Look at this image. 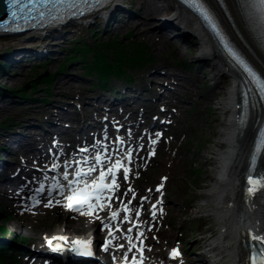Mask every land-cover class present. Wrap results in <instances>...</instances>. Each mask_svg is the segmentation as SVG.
Here are the masks:
<instances>
[{
	"label": "rangeland",
	"instance_id": "374dc122",
	"mask_svg": "<svg viewBox=\"0 0 264 264\" xmlns=\"http://www.w3.org/2000/svg\"><path fill=\"white\" fill-rule=\"evenodd\" d=\"M122 1L131 8L136 18L138 17L139 19L143 14L145 15L146 11L143 6L145 0ZM153 2L161 10H168L160 0H153ZM167 13L166 15H171L170 12ZM133 18L135 17L125 16L124 21L114 22L110 27L111 29L107 32L102 31V25L89 24L86 26L84 24H76L63 32V37L67 39L59 41L51 38L44 39V37L27 41L25 36H2L0 37V40H2L0 54L9 47H23L26 44H47L53 42L59 43L60 45L56 49L63 50L64 53H61L59 55L60 58L56 61L47 63L24 62L19 66L15 65L10 73L13 75L11 77L8 75L6 78L2 77L0 80H5L7 88L15 92L18 91V95L23 93L21 91L23 85H28V89L25 92L31 93L33 100H20L18 104L22 107H28L30 111L26 115L32 118L35 117L34 121L37 123L42 122L43 124V119L46 121L49 117L48 113H38V109L46 106L44 105L45 102L53 106L54 112L58 111V108L60 109L61 104H65V109L72 111L67 112L68 118L62 120L63 123L73 117L90 120L91 116L102 109H97V104H103V102L97 101L99 94L106 93L110 89H112L111 92H114L116 88L118 89V86L122 85V81L112 79L106 89H99L94 85L96 77L87 73V67L93 60L92 54H88L86 59L71 61L68 59L69 55L67 52L74 49L76 45L85 47L94 45L95 41L103 43L112 39L118 40L124 46H131L135 43V45L147 46V51L150 52L153 63L141 71L134 72L130 87L134 89L136 95L138 94L142 98H147L146 95L150 96L147 93L149 91L144 87L151 86L149 82L152 80L153 75L173 72L178 75L180 83L176 85V91L172 90L171 84L163 83V86L159 88L161 92L159 91L152 98L153 101L150 105L151 114L149 115L157 114L158 119L164 121L163 124L159 125L158 123L155 124L157 126L151 127L147 125V118L133 119L128 113L114 116L117 120L125 123L122 127L124 131L121 130L120 133V139L135 145L136 148V151H134L135 163L132 164L130 180H123L120 183L119 200L121 198L124 204H128L131 201L130 207L135 210L136 203L147 197L144 200V202L147 201L144 205V211H148L147 216L149 215V218L145 215L139 217L141 227L133 229L132 237L133 241H137V233L143 231L142 237L144 240L142 242H145L148 253L153 256L150 257L151 261L155 260V256H157L161 261H155V264H163L170 248L176 247L179 249L181 257L176 261L169 262L170 264H203L201 262L203 257L196 256L193 252L200 251V246L195 242L196 239L209 235L215 230V223L208 220V212L203 206L206 202L204 192L213 180L214 165L216 164L215 153L220 148H223L221 145L216 146V141L219 137L218 133L222 129L221 127L224 125L226 117V114H223L219 108V101L223 97L222 94L225 89L231 86L232 79L217 76L208 61L197 59L199 54L198 43L190 37L181 38L174 36L176 32L180 33V31H175L177 30L175 27L167 30V37H164L156 28L157 23L153 24V21H148L147 19L149 23L141 21L139 26L134 27L132 23L135 19ZM97 20L89 19L87 21L97 23ZM98 22L102 24L101 19ZM179 23L181 22L178 21ZM146 33H151V35H146ZM160 38L165 39L166 43L160 46L162 52H157V40ZM76 56L79 58L81 53L77 51ZM65 62L68 64L66 72L58 76L55 75V77L53 75L51 88L48 89L44 77H40L43 73L55 74ZM195 72L198 73V76L194 75ZM0 76H5V74L1 73ZM15 77H18L19 81L14 83L12 79ZM144 77H146V80ZM64 78H69L75 85L81 87L76 91L70 90V94L67 97L56 95V86ZM164 89H166V92ZM170 89L172 90L171 92H169ZM67 91L69 90H64V92ZM160 93L161 95L165 94L159 97ZM164 99H169L170 102L164 101ZM136 101L144 100L135 99ZM135 102L129 105L130 108L135 106ZM7 107L8 105H2L1 109L4 110ZM139 108L137 104L132 109L137 114L139 113ZM62 112L65 111L61 108L59 112L60 119L65 114ZM10 119L11 114L0 113V123ZM44 124L46 125V123ZM19 125L21 126L22 123ZM66 125L69 126L67 128L63 126L64 130L70 133L76 132L77 124L68 122ZM94 128L92 127V132L98 130ZM35 129L39 130L38 127ZM158 133L161 135L159 136V142L155 145V155L149 157V153L152 150L150 141L157 139ZM84 135L85 133H83ZM35 140L40 143L43 139L36 135ZM140 145H143L142 149ZM51 147L49 149L52 151L53 148ZM36 151L39 156L46 154L42 149H37ZM24 155L27 154L21 153V156ZM24 160V162L21 161L23 169L20 167L23 170V174L16 177V185L21 184L22 187H27L34 180H38L40 176L44 177V174L35 169L38 167L34 161L29 162L28 158ZM10 166L16 167L17 165L11 163ZM162 183V191H157V188ZM129 188L133 192H127V195H125ZM141 188H151V190H147L144 194L137 196L136 191ZM133 193H135L134 200ZM7 198L25 201L26 205H22L19 209H13L8 205L0 204V227L7 229L6 231L0 230V241L4 244L16 243V246L22 250V252L20 251L21 258L25 264H59L51 262L45 255L46 241L35 239L34 234L41 228L50 226L52 229L48 233L52 234L69 221L71 222V220L67 217L58 220L56 211H49L43 207L38 209L31 208V202L25 200V195L17 187L11 192V195H7ZM117 199L116 197L114 202ZM154 205L156 206L155 218L152 215ZM65 211L71 213L67 209ZM72 215L76 217L72 220L73 225L80 226L77 235L85 236L86 234L94 233V229L97 228L96 225L80 215ZM132 221L133 223L136 222L134 219ZM52 223L54 225H51ZM129 227H132V223L125 224L123 232L127 233ZM96 237L98 238V236ZM104 238L99 241V246L105 243V240H102ZM201 247H204V245L202 244Z\"/></svg>",
	"mask_w": 264,
	"mask_h": 264
},
{
	"label": "bare ground",
	"instance_id": "6f19581e",
	"mask_svg": "<svg viewBox=\"0 0 264 264\" xmlns=\"http://www.w3.org/2000/svg\"><path fill=\"white\" fill-rule=\"evenodd\" d=\"M160 1L163 2L165 8L167 7L168 10L167 9L161 10L160 8L157 7L155 2H153V0H145L143 2L144 10L146 11L145 15L143 14L142 17H140L139 19L138 17L133 18L135 20L133 21L132 25L134 27H137L139 26L141 21H145L146 23H149L147 22L148 19V21L149 20L153 21V24L157 23L156 28L161 32V34L164 35V37H167L168 34L167 30H169L170 28L172 29L173 27H175L177 29H180L179 37L181 38L190 37L191 39H194L198 43L197 48L199 54L197 56V59L208 61L210 66L214 69L217 76L228 77L231 78L232 81L235 82L236 80L238 82L237 73H235V71L227 64L226 59H224L217 52L206 28L196 20L193 14H191L186 8L178 4L176 0H160ZM114 2L115 1L112 0L111 4H114ZM209 3L215 6L217 8V11L220 12V19L224 27L228 32H230L229 34L233 36L232 39L237 43L239 48H241L244 51V53L248 56V58L252 61V63L255 64L256 67L261 70V72H264V54L262 53L261 49L257 46V44L253 42L250 32L246 30L242 16L239 14H233L231 15L230 18L229 15H225L223 13L221 8L217 4V0H209ZM171 9L173 10L171 11ZM166 12L168 13L170 12L171 15H166ZM95 15L93 17H95ZM127 15L129 16L128 13L125 16L127 17ZM124 17L121 16L120 18L121 21H124ZM82 19L89 20L91 19V17L90 15L82 16ZM93 20L95 21V19ZM178 21H180L182 24L181 23L178 24ZM89 24H90L89 22L86 23V25ZM94 24L100 25L98 20L97 23L94 22ZM143 35L145 36V34ZM146 35H151V33H146ZM41 36L42 35L40 36L36 35L35 37L40 38ZM44 39H46V37H44ZM31 40L32 39L30 38L27 39V41H31ZM1 42L2 40H0V44ZM157 42H158L157 52H162L160 46L166 43V41L165 39L160 38L157 40ZM96 43H98V41H95V44ZM42 45H43L42 48L50 49L49 54L43 56L41 55L35 56L34 50L26 47V49L24 50L25 55L22 54V56L23 57L25 56L28 59L33 58L34 60L36 58L42 59L47 63V61H49L55 55L64 53L63 50L61 51L56 49V46L60 45L57 42L47 43ZM70 53L71 51L67 52V54ZM12 55L17 57L16 53ZM87 55L88 54H86V56ZM86 56L84 57L85 59ZM73 60H79V59L75 58ZM23 63L24 62L19 63L18 66ZM60 74L62 73L59 70L54 74V77L55 75L58 76ZM194 75L198 76V73L195 72ZM52 76L53 74L45 73L40 77V78L44 77V81L48 89L51 88L52 85ZM47 78H50L49 82H47ZM144 79L146 80V77H144ZM16 81H19L18 77L12 79V82L15 83ZM121 81H122V85L118 86L120 90V94H118L117 91L115 90L114 92H111L112 90H109L106 93L99 94L98 101L103 102V104L101 103L97 104V109L99 108L102 109L98 111L96 118H100L98 124L102 126L107 125L110 119L114 120V122H117L116 117L114 116L120 115L121 112H128V111L133 112L135 114L133 115V119L138 118L141 115L150 114L151 106L149 105H151V102L153 101L152 98L159 93L160 91L159 88L163 86V83L164 84L168 83L169 85L171 84V88H173L172 90L174 91L177 90L176 85L180 83L178 81V75L174 74L173 72L172 73L167 72L166 74L163 75H153L152 80H150L149 82L151 86L144 87L146 90L149 91L147 93H149L150 96L146 95L147 98H142L138 94L136 95L134 89L130 87L131 86L130 84L132 83H129L130 82L129 80L126 81L127 84L123 80ZM234 82L230 87H227L225 89V92L222 94L223 97H221L219 101L220 104L219 108L223 114H226V117H225V123L221 127L222 129L218 133L219 137L217 138L216 146L221 145L223 146V148L222 149L220 148V150L215 153L216 164L214 165L213 180L209 183L208 187L206 188V191L204 192V195L206 196V202L203 206L206 208L208 212V220H211V222L215 223V230L209 235H204L201 236L200 238H197L196 241L194 240L195 242L198 243V245L204 243V251L203 253H201V256L206 258L205 260H208L209 263L211 264H248L247 252L244 248L245 247L244 242L248 241L249 238H252L264 245V178L260 177L262 174H264V159L260 164L262 170L257 178L247 179L245 176V170H247L248 168V161L249 158L251 157L254 140L257 134L258 118L263 117V115L261 114V111L257 106L254 109L252 107L253 111L251 112V116L249 117L247 123L243 122L241 124L239 122V113H240L238 110L240 104L239 93H238L239 86ZM96 86L99 89L103 87L100 86L98 83ZM80 87L81 86L75 85L72 82V80H70L69 78H64L61 80L58 86H56L55 93L56 95L67 97L70 94L69 93L70 90L76 91ZM27 89H28V85L25 84L21 91L25 93V95L29 96L31 93L25 92ZM64 90H69V91L64 92ZM124 90L127 91L129 95L125 93ZM164 90L166 92V89ZM172 90L170 89L169 92H171ZM155 91H157V93H155ZM132 94H135L134 95L135 97H130V95L132 96ZM164 94L161 95L160 93L159 97L164 96ZM6 95H10V94L7 93ZM6 95L4 94L0 95V103L7 102L9 100V99H5ZM112 95H115L117 97L115 96L108 97ZM106 97L108 99H111L108 101L109 105L108 103L106 104L104 100L102 101V99H106ZM135 99H142L144 101L135 102ZM24 100L32 101L33 98L26 97L24 98ZM147 101H149V103H147ZM164 101L170 102L169 99H164ZM132 102L136 103L135 106H133L134 108L137 106V104H148V105H145L146 107L139 108V113L136 114V111L134 109L132 110L133 107L130 108L129 106V103ZM44 105L46 106H42L40 109H38L39 110L38 113L40 114L48 113L49 117L47 118V121H50L51 119L54 120L49 122L51 124L42 125L41 122L39 123L35 122L34 121L35 117L32 118L31 116L26 115V113H28L30 109H28V107H22L19 104H11L8 105V107L4 110L0 109L1 114H5V115L11 114L10 120L0 123V126H5V128L0 129V142H6V141L14 142L5 146L4 152H7V154L3 153V156L7 158L8 154H10V157H8V159H14V162L15 164L18 165V167H21V161L24 162V160L21 158L20 155L21 151L27 154L25 155V157L23 156V158L24 159L28 158L29 162L35 161L36 163L45 164L46 161L42 160L45 157H37L35 152L37 149H40V147L43 148V145L35 143L36 135H43L44 134L43 131H45L46 129H48L49 131L56 130L57 126L55 125H61V123H63L62 120L68 118L67 112H62L65 114L63 118L60 119L59 108L58 111L54 112L55 110L52 109L53 106H51L50 103L45 102ZM115 105H119V106L115 107ZM64 106L65 104H61L60 108ZM67 110L68 112H72L70 109ZM17 120L22 123V126H20L18 129H13V130L7 129L8 127L7 125H9L10 123H14ZM36 127H38L39 130L35 129ZM120 130L124 131L123 128ZM29 135H31V138H29ZM20 145L22 146L19 148L16 147ZM0 146L3 145L1 144ZM28 146H32L31 148L33 150H30ZM14 148L15 151H12ZM70 155L71 152H64L59 156L54 157V159L58 158L60 160H68L70 159ZM4 160L5 159L2 158V153H1L0 164L4 163ZM21 169H23V167H21ZM15 175L16 173L14 172L13 167L11 166H8L6 168L0 167V204L2 203L8 205L10 206V208L13 209L16 208L19 209L22 205L24 206L26 205L24 203L25 201L22 202L20 200H12L7 198V195H11V192L14 189H16V185H13L14 183L9 180L10 178H13ZM17 176H19V174ZM48 182H49L48 179H44L42 181V186L45 187L46 191L45 193L37 197L38 199L42 200L41 207H43L44 209H48L49 211H56L58 220H61L63 217L64 218L67 217L68 219L71 220V222L69 221L65 226L60 227L59 229H57V231H55L52 234L48 233V231L52 229L51 226L48 228L43 227L34 234L35 239L48 241L54 237L65 236L68 238V242L71 241L72 239L81 238V239H91L93 243H96L98 239L101 240V238L103 237H107V239L111 238L108 229L102 230L103 225L101 222V221H104L105 223L108 222L109 220L108 215L110 214L109 208L100 211L98 213L99 218H96V216L89 217V221L94 225L97 224L98 228L95 230L94 235L90 234L81 237V235H77V231L80 229V226L75 224L73 225L72 222V220L75 219L76 217H74L71 213H67L62 207H60L59 204H56L55 202L53 203L52 207L46 206L49 203L47 201L49 195L46 188L49 184ZM9 183L11 185H9ZM35 185L39 186V184L31 183L27 187H23L22 191L29 198L36 197V191H31V189H34V187H36ZM147 190H151V188L149 189L141 188L138 191V194L139 195L144 194ZM53 194L54 193H52V196ZM144 204L145 202H143V205ZM140 205L141 202L136 203V209L132 211V216L135 218H136V211L140 209L139 208ZM144 207L145 206L142 207L143 211L139 217L145 215L146 217L149 218V215L147 216L148 211H144ZM51 225L54 224L52 223ZM114 230L115 227L113 228V231ZM95 235L98 236V238ZM120 236L123 235L120 232H117L114 240L118 241ZM19 250L22 252L21 249ZM64 251L66 250H63V252ZM117 251H121V250L118 249L115 250L114 252V247L111 246L108 251L104 252V255L106 257L108 256L113 257ZM22 262H23L22 264H25L23 260ZM148 263L153 264L150 262Z\"/></svg>",
	"mask_w": 264,
	"mask_h": 264
},
{
	"label": "snow or ice",
	"instance_id": "6c2138e0",
	"mask_svg": "<svg viewBox=\"0 0 264 264\" xmlns=\"http://www.w3.org/2000/svg\"><path fill=\"white\" fill-rule=\"evenodd\" d=\"M180 2L190 9H192L199 18L205 23L209 32L213 37L222 45L227 56L233 64L238 66L242 72L245 73L248 83L245 85L247 91L242 90V99L244 105L248 103L249 93L253 92L251 85H255L256 91L259 93L260 99L264 100V72H261L259 68L248 58L243 50L230 39L226 33L223 24L220 19V12L217 8L209 3V0H180ZM10 8V21L6 23H0V30L9 31L12 30L8 27L10 23H15L17 25L16 30H19L21 23L29 27L37 25H51L55 23L65 22L69 18H75L83 16L86 12H91L93 10L103 9L112 3V0H7ZM217 4L223 11L225 15L239 14L242 16L246 30L251 34L252 40L257 44L261 50H264V0H217ZM243 83V81H242ZM157 134V139L151 140L152 150L149 153V157L155 155V145L159 142V136ZM123 144V140L119 141ZM143 148V145H140ZM264 149V136L260 140V148ZM133 152L129 149L126 152V159L129 165L132 163ZM97 164L103 163V158L100 156L96 157ZM87 163V161H85ZM255 164V160L252 161ZM53 167H58V165H53ZM68 167V165H66ZM123 171L124 179L128 180L131 168L125 166V164L117 159L112 166L108 167L107 170H101L99 173L98 180H94L91 184L87 182L86 179L82 180V177H87L91 175L96 168L89 167L87 171L84 169H78L75 172V179L70 180L69 174L65 171L63 175L64 181L68 184V190L72 193L67 199L70 203L67 205L73 211L79 212L82 215L96 216L99 218L98 213L103 211L105 207L112 206V200L115 192L119 189L118 176L119 173ZM254 171V169H253ZM110 177V182H109ZM260 177L264 178V174ZM166 180V178H164ZM83 183V188L80 187V183ZM163 183L157 188V191H162ZM45 187L41 186L36 189V197L32 199V206H37L40 203L39 197L41 194L45 193ZM59 192L61 196L65 193V188L60 184L59 181L54 182L51 188L48 189L49 203L47 207H52V193ZM127 192H133L129 188ZM107 193V195H106ZM135 199V193H133V200ZM147 197L142 198L140 210L136 211V222L132 221V211L130 207L131 201L128 204H124L121 201L120 211H113L110 213L109 220L107 223L102 222V230L108 229L110 233L109 239H106L104 245H102L103 250L108 251L114 243V238L117 232L123 235V238L129 243V251L135 245H133V229H139L141 224L139 222V216L142 214L143 202ZM59 204L60 201H55ZM86 209V210H85ZM121 212L124 213V218L121 220ZM152 215L155 218L156 206L152 208ZM132 223L133 226L127 229V233H124L120 224ZM115 227V231L113 228ZM143 236V231L137 233V239ZM91 239L80 240L77 239L68 242V238L65 236L54 237L48 240V244L53 248L54 251L69 250L73 251L79 255L90 257L93 256ZM123 248V245H120ZM139 251L142 253L143 248ZM179 255L178 249L171 253V257L174 259ZM125 264H127L128 257H124ZM132 264H137V260L133 259ZM140 264H143V257L141 256Z\"/></svg>",
	"mask_w": 264,
	"mask_h": 264
},
{
	"label": "trees",
	"instance_id": "16d2710c",
	"mask_svg": "<svg viewBox=\"0 0 264 264\" xmlns=\"http://www.w3.org/2000/svg\"><path fill=\"white\" fill-rule=\"evenodd\" d=\"M136 44V43H135ZM124 46L118 40L96 43L88 48H77L81 55L77 59H85L86 54H92L93 60L87 67V72L98 78V84L105 87L110 77L130 79L129 71L142 69L153 62L147 46L140 44ZM66 66V64H65ZM64 66V67H65ZM50 78H47V82ZM0 230H7L0 227ZM14 244H4L0 241V264H19L15 255H10Z\"/></svg>",
	"mask_w": 264,
	"mask_h": 264
},
{
	"label": "water",
	"instance_id": "95a60500",
	"mask_svg": "<svg viewBox=\"0 0 264 264\" xmlns=\"http://www.w3.org/2000/svg\"><path fill=\"white\" fill-rule=\"evenodd\" d=\"M5 4L3 3V0H0V21L4 20L5 13Z\"/></svg>",
	"mask_w": 264,
	"mask_h": 264
}]
</instances>
